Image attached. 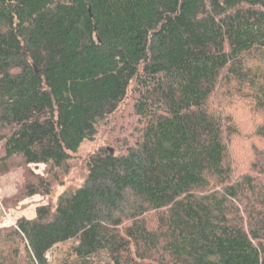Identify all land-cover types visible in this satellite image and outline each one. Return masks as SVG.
I'll return each mask as SVG.
<instances>
[{"label": "trees", "instance_id": "1", "mask_svg": "<svg viewBox=\"0 0 264 264\" xmlns=\"http://www.w3.org/2000/svg\"><path fill=\"white\" fill-rule=\"evenodd\" d=\"M221 85L264 142V0H0V162L47 166L26 197L129 96L133 112L79 186L0 225V264H51L68 241L58 264H264V177L235 173Z\"/></svg>", "mask_w": 264, "mask_h": 264}, {"label": "rangeland", "instance_id": "2", "mask_svg": "<svg viewBox=\"0 0 264 264\" xmlns=\"http://www.w3.org/2000/svg\"><path fill=\"white\" fill-rule=\"evenodd\" d=\"M225 87H219L218 92L213 96L212 101L217 107H222L226 112L233 115L238 125V132L229 141L231 161L237 175L254 169L255 175L263 176L260 166L252 167L254 158L257 160V147H264V142L258 138L255 127L260 120V114L250 103V100L236 97H222ZM130 97V96H129ZM121 105L117 115L112 116L107 122L100 125V132L94 141H85L80 150L75 154L68 173L61 172L60 177L53 184V191L49 195L37 194L26 197L23 191L28 174L32 171L45 173L47 166L44 164L22 165L17 161L10 169H4L0 162V225L9 227L16 223L20 217H33L36 214V207L39 204H55L59 195L67 190L79 186L85 179L87 172L86 164L89 155L101 145L112 146L118 126L126 124L127 120L133 118L132 100L130 98ZM226 99V100H225ZM3 150L0 143V158ZM73 241L61 243L51 249L48 258L51 264H58L67 258L72 257Z\"/></svg>", "mask_w": 264, "mask_h": 264}]
</instances>
